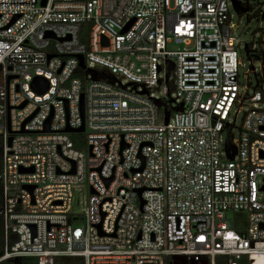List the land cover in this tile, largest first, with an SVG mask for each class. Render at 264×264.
Instances as JSON below:
<instances>
[{
  "label": "built area",
  "instance_id": "1",
  "mask_svg": "<svg viewBox=\"0 0 264 264\" xmlns=\"http://www.w3.org/2000/svg\"><path fill=\"white\" fill-rule=\"evenodd\" d=\"M244 1L0 0L28 3L0 4V262L264 264V88L239 85L230 14Z\"/></svg>",
  "mask_w": 264,
  "mask_h": 264
},
{
  "label": "rangeland",
  "instance_id": "2",
  "mask_svg": "<svg viewBox=\"0 0 264 264\" xmlns=\"http://www.w3.org/2000/svg\"><path fill=\"white\" fill-rule=\"evenodd\" d=\"M241 8L243 11L247 10V14L237 15L236 11L233 7H230V14L232 15V22L235 23L238 27L236 30V38L242 41L244 44L242 48L238 51V82L241 88H246L247 82L250 81L248 85L251 91L255 90L257 87L262 89L264 88V53L260 57L259 61L250 60L248 55L245 52V45H257L259 41L264 42V19L262 18V14L264 13V0H248L247 2L244 1L242 3ZM177 48L175 45H169L168 50L175 51ZM251 68H254V73H249ZM94 70L99 73H105L109 77H112L110 73L100 66H94ZM164 74L167 71L163 72ZM162 73V74H163ZM86 77H89V73H86ZM123 81V79H122ZM173 83L174 78L171 77L169 79V86L171 88V98L174 97L173 93ZM165 85V78L162 77L161 85H158L156 88L153 89L151 92L152 95H155L156 98L162 97V86ZM173 99V98H172ZM171 103V102H169ZM164 102H160L158 104V113H159V121L161 119V115L164 110ZM170 113L173 112H182L183 109L175 106L170 105L169 108ZM244 116V111L242 109H237L236 107L233 108L232 114L230 116V132L232 137L233 144H236L239 138V129L242 123ZM226 132V131H225ZM75 209H77V204L75 205ZM232 219L235 220V224L239 227H242L245 222V216L243 214H230ZM84 219L80 216L76 217L73 220L74 225H82ZM14 264H33L35 263L32 259L26 258H18L13 260ZM178 264H184L183 261L179 262ZM217 264H220L219 262ZM245 264V262H242Z\"/></svg>",
  "mask_w": 264,
  "mask_h": 264
},
{
  "label": "water",
  "instance_id": "3",
  "mask_svg": "<svg viewBox=\"0 0 264 264\" xmlns=\"http://www.w3.org/2000/svg\"><path fill=\"white\" fill-rule=\"evenodd\" d=\"M35 2H36V0H35ZM0 4H28V3H0ZM32 4H34V3H32ZM234 7L238 11L239 10V3L238 2H234ZM263 17H264V14H263ZM102 41H103L104 44H106V41L104 39ZM245 52H246L247 55L249 54L248 47L245 48ZM251 56L256 61H259L260 60V58L258 56H256V55H251ZM79 62H80V67H82L83 66L82 57H79ZM40 83H43L44 84V87H43L42 91L46 90L47 84L41 78H36L34 80V82H33V86H37ZM82 110H83V101L81 100V112H82ZM48 122H49V120H48ZM48 122H47V125H48ZM83 130H84V127L82 125L78 130H76V132H82ZM66 132H74V131L71 130V129H69V128H67L66 129ZM9 143H10V140H9ZM226 150L228 152V143H226ZM234 152L235 151L233 150V153ZM232 158H233V154L230 155V159H232Z\"/></svg>",
  "mask_w": 264,
  "mask_h": 264
},
{
  "label": "trees",
  "instance_id": "4",
  "mask_svg": "<svg viewBox=\"0 0 264 264\" xmlns=\"http://www.w3.org/2000/svg\"><path fill=\"white\" fill-rule=\"evenodd\" d=\"M0 152H1V139H0ZM0 165H1V155H0ZM2 206V198H1V185H0V208ZM8 246H11L15 241L16 238L13 234H8ZM4 248V231H3V225H2V218L0 216V254L2 253ZM246 264H256L255 259H246ZM0 264H14L13 260L10 261H3L0 262Z\"/></svg>",
  "mask_w": 264,
  "mask_h": 264
}]
</instances>
